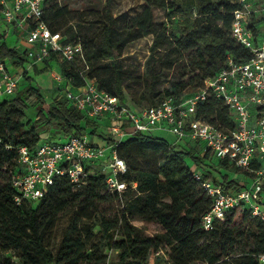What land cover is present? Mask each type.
Masks as SVG:
<instances>
[{"label":"trees","instance_id":"16d2710c","mask_svg":"<svg viewBox=\"0 0 264 264\" xmlns=\"http://www.w3.org/2000/svg\"><path fill=\"white\" fill-rule=\"evenodd\" d=\"M141 1L137 13L118 22L109 16L102 22L100 37H81L75 25L63 28L66 6L59 0H44L43 19L51 31H59L65 42L82 46V55L73 62L60 61L54 53L44 62L58 60L59 73L73 87L94 80L99 89L116 96L119 102L140 109L165 98L176 102L186 99L189 95L184 92L202 87L229 54L249 58V50L231 33L233 11L241 7L235 0ZM155 8L164 10L165 22L156 21ZM168 22L174 26H168ZM249 28L256 31L254 24ZM149 35L152 42L142 67L126 64L121 59L124 47ZM0 57L9 60L16 74L22 73L26 81L19 83L12 96L0 98V264H108L107 250L116 253L118 264H150L153 255L163 264H260L264 225L248 212H242L236 224L231 213L215 221L210 230L202 226L211 198L204 193L194 176L196 170L187 165L185 156L193 157L198 166L204 158L210 159L208 152L196 155L193 148L176 149L153 134L136 133L118 142L117 155L126 164V172L121 175L127 183L124 191H109L104 174L96 171L80 186L65 176L58 177L38 201L17 204L11 181L18 172L20 146L34 148L41 143L43 133L48 137L42 142L83 134L97 135L106 142L113 140L106 130L100 131V122L85 116L65 96L46 101L40 88L32 85L31 77L21 70L26 50L7 46L4 34H0ZM99 60H110L108 72L92 66ZM30 103L37 108V115L34 125L26 128L25 109ZM195 116L218 127L234 126L227 105L214 97L198 103ZM146 152L154 153L160 164L150 168L140 165L137 156ZM224 165L218 160L216 168L199 166L201 180L217 181L212 172ZM221 179L237 184L226 174ZM112 201L118 203L116 211L98 215L101 236L97 241L91 243L90 237H85L80 215L75 212L57 252L51 251L45 238L60 217L83 206ZM150 226L155 229L151 231ZM159 251L161 254L156 255Z\"/></svg>","mask_w":264,"mask_h":264},{"label":"built area","instance_id":"2783aa9c","mask_svg":"<svg viewBox=\"0 0 264 264\" xmlns=\"http://www.w3.org/2000/svg\"><path fill=\"white\" fill-rule=\"evenodd\" d=\"M235 1L241 7L233 11L231 33L236 42L249 50V58L243 60L227 55L217 73L180 102L165 98L157 105L136 109L99 89L94 80L73 87L60 73L56 74L57 81L67 83L65 97L74 107L101 124L108 122L105 130L113 141L97 143L83 134L70 135L63 141H44L34 148L20 146L18 172L11 181L17 192L16 203L38 201L58 177L65 176L80 186L96 171L104 174L109 191L122 192L127 187L121 180L126 164L117 155L118 142L136 133L153 134L156 129H164L177 141L203 142L205 149L201 154L208 152L210 159L225 162L221 168L233 170L240 176L228 177L237 182L233 184L224 179L201 180V170L195 171V178L211 198V206L202 217L205 230L212 229L215 221L231 213L244 211L264 225V34L256 40V31L249 28L251 3ZM43 3L44 0H0L2 22L15 24L22 34L29 65L45 63L51 53L60 61L73 62L82 55L81 44L65 42L59 31H51L43 19ZM260 12L264 24V0H260ZM20 80L21 75L12 73L6 60L0 57V98L12 96ZM208 97L220 99L227 105L234 126L218 127L195 116L198 103ZM216 166L217 163L214 168ZM155 254L160 255L161 251ZM258 261L264 264V252L258 255Z\"/></svg>","mask_w":264,"mask_h":264},{"label":"rangeland","instance_id":"374dc122","mask_svg":"<svg viewBox=\"0 0 264 264\" xmlns=\"http://www.w3.org/2000/svg\"><path fill=\"white\" fill-rule=\"evenodd\" d=\"M61 5L66 6V16L62 20L63 21V28H67L71 24L75 25L78 30H80L81 37L84 36H96L100 37V27L99 25L102 22L107 21L109 16L116 19L117 22L120 21L123 17L127 15H132L137 13L142 8V1L141 0H59ZM155 17L157 22H165L166 13L162 9L155 8ZM168 26H174V23L167 24ZM8 29L10 31H8ZM1 30H3L5 34V40L8 42L9 46H14L19 50L23 51L24 46L17 47V41L20 39V33L14 28L13 25H8L4 22H1ZM152 42V36H146L140 39L130 41L123 49L121 59L126 63L136 67H142L145 57L148 54L149 46ZM20 43V42H19ZM110 60H99L94 63V67L99 68L102 73L108 72V65ZM6 63L11 69L12 73H16V69L13 65L6 59ZM26 65H29V61L25 60ZM59 64V61H57ZM31 67V71L29 76L31 77V83L34 86H39L40 92L43 94L46 101L50 102L52 99L53 90L49 89L47 85L52 84V77L50 75V70L48 68H44L41 71L34 70L35 67L29 65ZM47 71V72H46ZM45 72V73H44ZM174 78V73L171 74V80ZM26 81L20 80V84L23 85ZM42 85V86H40ZM62 91V90H60ZM192 89H187L184 94L190 95ZM65 96V91H63L60 96ZM37 115V108L32 105L31 103L25 109V127L28 128L34 125V120ZM37 129L42 130L43 127L40 125L35 126ZM108 127V122L100 124V131H104ZM156 136H159L170 143L174 144L176 149H189L193 148L196 152V155L201 152H204L205 145L203 142L197 140H181L179 142L176 141L175 136L170 132L165 133H155ZM48 137L47 133L42 134L41 142L43 138ZM54 139V138H53ZM58 139V138H57ZM56 141H59L57 140ZM64 138L61 139L63 141ZM89 141H94L97 143H102L103 139L97 135H88ZM138 162L140 165L145 167H152V164H160L159 158L151 152H146L144 155L137 156ZM185 161L187 165L194 170H199V166L203 164L207 165H216L217 159H207L204 158L202 164L195 165L193 157L190 155L185 156ZM8 172V168L6 169ZM226 174L228 177H240L238 174L234 173L233 170L226 169V168H219V171L215 170L212 172V176L216 179L220 180L221 175ZM118 207V203L116 201H112L109 203H98L93 204L90 206H83L77 208L76 210L72 211L69 214L63 215L59 218L56 222L53 229L48 233L45 238L46 244L49 246L51 251L55 254L60 246V242L64 236L65 230L68 226L70 221L71 215L73 213H78L80 215V227L85 235L86 238L90 237L91 243L97 241L100 236V230L98 225L96 224L98 215L101 212L108 211V213L116 211ZM232 217V223L236 224L239 223L242 219V213H234ZM140 224V222H136ZM154 226H150V230H154ZM108 255V264H118L117 263V255L115 252L106 251ZM150 264H163V262H156L155 255L150 257ZM200 264V263H199Z\"/></svg>","mask_w":264,"mask_h":264},{"label":"crops","instance_id":"0c3cea01","mask_svg":"<svg viewBox=\"0 0 264 264\" xmlns=\"http://www.w3.org/2000/svg\"><path fill=\"white\" fill-rule=\"evenodd\" d=\"M248 1L251 3V8L253 11L251 14V17H250V22L252 24H255V26H256V32L254 33V37L256 40H260L262 37V34H264V26H262L264 24H262V14L260 12V0H248ZM1 22H2V19H1V12H0V34H4L3 30H1ZM11 25H13L14 28L16 29L15 24H11ZM8 31H10V30L8 29ZM22 37L23 36L20 37V39L17 41L16 44H17V47L24 46V48H25L24 39H22ZM4 41L7 44V46H9L8 42L5 40V34H4ZM57 61L58 60L51 58V59H49V61L47 63H43V64L38 65V66H34L35 67L34 70H36L38 72L40 70H42V68H44L45 66H47V68L50 70V72H47V71L46 72L50 73V75L52 77V80H51L52 84L50 82V84L47 85V87L49 89L53 90V94H52L51 99H53L54 97L60 95L63 91H65L66 85H67V83L64 80L59 82L55 79L56 74L59 73V64L57 63ZM17 70H19V69H17ZM21 70L26 71V73L29 75V73L31 71V67H27L26 63L23 61ZM18 75H21V79L23 80L24 77H23L22 73H19ZM40 86H42V85H40ZM60 90H62V91H60ZM156 132L157 133H165L167 131L164 129H156V130H154L153 135H155ZM176 141H177V139H176ZM177 142H179V141H177Z\"/></svg>","mask_w":264,"mask_h":264}]
</instances>
